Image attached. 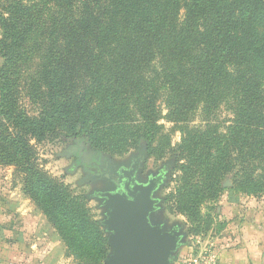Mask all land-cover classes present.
Segmentation results:
<instances>
[{
	"label": "trees",
	"instance_id": "1",
	"mask_svg": "<svg viewBox=\"0 0 264 264\" xmlns=\"http://www.w3.org/2000/svg\"><path fill=\"white\" fill-rule=\"evenodd\" d=\"M0 30V164L23 174L78 264H103L106 238L37 168L31 141L60 132L99 153L152 154L164 103L181 133L172 209L197 221L229 175L231 194L264 193V0H0Z\"/></svg>",
	"mask_w": 264,
	"mask_h": 264
},
{
	"label": "rangeland",
	"instance_id": "2",
	"mask_svg": "<svg viewBox=\"0 0 264 264\" xmlns=\"http://www.w3.org/2000/svg\"><path fill=\"white\" fill-rule=\"evenodd\" d=\"M23 87L21 83L20 89ZM25 95V92H22L21 105L24 111L30 117H37V105L32 104ZM160 106L162 108L160 124L163 125V129L151 146L155 149L152 154L149 153L148 146L141 143L137 148L115 153H99L87 145H81L79 153L75 151L69 155L66 150L73 146V143L58 132L42 142H30L35 153V165L55 184L67 188L72 196L80 197L91 219L99 223L102 219V209L91 194L94 190L109 186L103 181H83L85 173L82 168L84 164L82 152H88L89 162H93L92 157L98 155L102 160H109L115 165H124L139 148L143 151H146V148V159L139 177L143 182L148 174L156 173L161 165L171 164L167 182L157 193V197L161 199V210H158L154 217L169 227L178 224L185 235L188 245L180 249L173 264L184 256L185 249L189 250L192 243L195 245L197 239L209 241L219 247V241H225L230 236L233 222L251 221L264 232V193L231 194L228 189L233 186L232 175L224 179L222 186L225 191L220 196L200 206V215L195 222H190L185 216L172 209V204L165 201L167 195L175 189L176 181L180 176L175 170L177 160L171 150L179 143L181 133L179 127L169 120L164 103H160ZM220 109L218 115L221 119H228L227 109L223 106ZM192 117L195 124L201 120L198 113ZM75 164L76 166L73 167ZM228 203L232 204L228 207H235L225 216L222 209L226 211ZM101 228L104 233L102 226ZM104 236L106 238L105 233ZM0 240V264H78L76 259L67 257L66 248L57 232L25 194L23 174L15 166L3 164H0ZM109 252L110 250L107 256Z\"/></svg>",
	"mask_w": 264,
	"mask_h": 264
},
{
	"label": "water",
	"instance_id": "3",
	"mask_svg": "<svg viewBox=\"0 0 264 264\" xmlns=\"http://www.w3.org/2000/svg\"><path fill=\"white\" fill-rule=\"evenodd\" d=\"M124 170L120 188L107 183L109 187L91 194L102 209L99 223L110 250L104 264H173L188 243L178 224L169 227L154 217L161 210L159 184L129 179Z\"/></svg>",
	"mask_w": 264,
	"mask_h": 264
},
{
	"label": "flooded vegetation",
	"instance_id": "4",
	"mask_svg": "<svg viewBox=\"0 0 264 264\" xmlns=\"http://www.w3.org/2000/svg\"><path fill=\"white\" fill-rule=\"evenodd\" d=\"M81 145L83 144H79V145L73 144V146L69 147V149L66 150V152L69 155H71L75 151L79 153ZM145 150L147 151L146 148ZM146 151H143L142 148H139L138 152L132 157H130L128 162L124 165H115L111 163L109 160L106 159L102 160L98 155L92 157L93 162H89L88 152H82L84 156L82 158V163H84L82 168L85 173L83 181H88V182L103 181L106 184L109 183L110 186L113 188H120L121 186L120 184H118V180L122 169H125L124 171L128 175L129 179H133V178L139 179L143 169V163L145 162L146 159ZM75 166L76 164L73 167ZM171 167L172 166L169 163H165L161 165L157 169L156 173L154 174L150 173L146 176L145 182L147 181H152L154 183L156 182L159 184L158 185L159 189H161L162 187H164V185L167 182L168 174L169 171L171 170ZM156 212L157 211H155L154 214Z\"/></svg>",
	"mask_w": 264,
	"mask_h": 264
},
{
	"label": "crops",
	"instance_id": "5",
	"mask_svg": "<svg viewBox=\"0 0 264 264\" xmlns=\"http://www.w3.org/2000/svg\"><path fill=\"white\" fill-rule=\"evenodd\" d=\"M230 205H227L226 211L222 209L225 216L234 210L235 206L228 207ZM231 226L230 236L225 241H219L218 264H264L263 230L251 221L233 222ZM187 251L185 249L184 254Z\"/></svg>",
	"mask_w": 264,
	"mask_h": 264
},
{
	"label": "built area",
	"instance_id": "6",
	"mask_svg": "<svg viewBox=\"0 0 264 264\" xmlns=\"http://www.w3.org/2000/svg\"><path fill=\"white\" fill-rule=\"evenodd\" d=\"M191 245V244H190ZM218 247L209 241L197 239L195 245L189 247V250L176 264H218Z\"/></svg>",
	"mask_w": 264,
	"mask_h": 264
}]
</instances>
